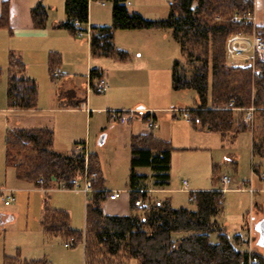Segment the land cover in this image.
<instances>
[{
    "label": "trees",
    "instance_id": "1",
    "mask_svg": "<svg viewBox=\"0 0 264 264\" xmlns=\"http://www.w3.org/2000/svg\"><path fill=\"white\" fill-rule=\"evenodd\" d=\"M91 1L112 4L111 26L94 27L89 38L93 56L129 59L127 51L115 45L117 30H171L180 46L188 67L175 60L172 67L174 90H195L197 105L188 110L193 126L201 131L218 133L225 140L242 132H250L252 156L264 159V61L257 59L253 68L233 67L227 55V40L235 33L249 31L233 21L235 15L253 13L255 0H172L167 18L148 20L128 9L129 0H65L66 20L62 27L77 35L89 21ZM47 10L42 4L32 9L37 27L45 24ZM78 23V25H76ZM263 33H264V28ZM51 73L61 63L60 54L51 55ZM25 62L12 54L9 58L8 107L34 109L38 103L37 83L15 75L23 70ZM54 72V73H53ZM97 70L91 71L96 76ZM1 75V74H0ZM100 75V74H98ZM253 106L254 128L245 124L236 109ZM143 114V113H142ZM143 119L146 117L143 114ZM131 213L126 216L107 215L103 203L107 192L102 178L98 156L90 153L89 172H97L87 199L85 229L76 230L70 225V215L54 209L46 197L43 204L41 226L48 236H59L65 243L73 240L82 244L84 264H128L135 259L139 264H241L247 261L248 252L241 248V236L230 237L218 223L224 212L222 190L197 191L195 209L174 208L169 201L146 202L141 194L146 175L137 169L149 167L155 173L156 185H169L172 153L169 142L149 135H134L130 142ZM85 156L74 152L63 155L54 148V132L50 128H15L7 132L6 166L16 169L18 178L39 185L44 179L49 186L54 179L70 180L83 176ZM236 165V164H235ZM254 172L259 170L253 166ZM88 196V195H87ZM142 199L143 205L136 201ZM146 202V203H144ZM184 234L175 239L174 234ZM216 234L217 242L210 235ZM258 263L264 264V255L254 251ZM4 264H51L47 259H26L4 256Z\"/></svg>",
    "mask_w": 264,
    "mask_h": 264
},
{
    "label": "rangeland",
    "instance_id": "2",
    "mask_svg": "<svg viewBox=\"0 0 264 264\" xmlns=\"http://www.w3.org/2000/svg\"><path fill=\"white\" fill-rule=\"evenodd\" d=\"M156 3V7L148 4L146 0H134V9L139 10L148 20H159L167 18L169 14V4L172 0H160ZM160 6V7H158ZM141 13V14H142ZM140 14V13H139ZM142 14V15H143ZM149 17V18H148ZM151 17V18H150ZM154 17V18H153ZM89 29V28H88ZM161 32L154 42L161 45L155 61L147 60L145 65H136L139 60L137 57L131 58L127 65L128 70H143L144 75H135L131 84H134L127 92H133V97H141L143 102L148 106L168 107V113L157 111L159 119H163V131L166 137H173L174 148L172 155V168L170 170L169 187L171 191L163 194L167 198L173 200L174 207H182V205L195 209V204L189 202L190 192L183 189V181L187 180L192 191L197 187H211L212 189H221L224 191V212L218 223L224 228L230 237L235 234L247 236L248 223H253V248L256 252L264 255V247L259 245V233L256 225L264 219V159L253 157L251 153L252 139L250 132H242L237 136L228 135L227 139L221 141V135L217 133H200L199 140H190L186 138V126L189 123L184 117V112L194 108L198 103L195 90H174L172 87V67L175 60H181L187 67L186 60L182 57L179 44L174 40L171 30H155ZM79 40L87 39L88 33L85 31L82 35H76ZM119 38V37H118ZM124 39V38H122ZM164 48V49H163ZM61 58H64L65 66L74 65L78 58L81 62L86 61L84 57L83 45L78 44L77 54L65 51V56L59 52ZM135 54V53H134ZM143 55V57H145ZM149 56V55H147ZM146 58V57H145ZM84 59V61H83ZM107 62L101 57H93V66ZM112 62V61H111ZM117 64V63H114ZM98 67V66H97ZM248 66H242L245 68ZM72 68V67H71ZM140 68V69H139ZM251 68V67H250ZM78 73L83 74V68H79ZM58 71V70H57ZM0 152L6 150V135L8 130L15 128L30 129L29 126H38V116L36 114L24 113L15 115L7 113L5 108L8 107V77L3 69H0ZM53 77V76H52ZM82 76H80L81 78ZM134 77V76H133ZM140 78V79H139ZM51 79V76H50ZM56 81V80H50ZM83 83V90L86 87V77L80 80ZM38 86V103L37 107L44 106L47 103V96L50 92L45 84ZM55 90L59 87L55 84ZM108 90L105 93H97L93 89L89 90V102L87 106L105 107L107 106ZM114 97V96H113ZM92 98V100L90 99ZM112 102L119 101L118 98H112ZM134 100V99H133ZM149 103V104H148ZM236 109L241 120L247 124L250 131L254 128V116L252 122H247L244 116L249 108ZM90 108V109H91ZM175 109H178L175 111ZM172 110V111H171ZM42 115L52 121L54 132V147L58 150L69 149L68 151H76L79 145H87L90 150L98 156L102 178L105 180L104 185L107 189L117 188V191L128 192V183L130 175V154L128 142L123 140V127L113 121L105 110L99 112L93 111L91 120H84L79 117V113L74 112H48L39 110ZM92 111V110H90ZM175 111V112H174ZM174 116L176 118H174ZM171 119L173 123H171ZM137 122V121H136ZM128 125V124H127ZM139 129L146 127L139 123ZM115 126L114 129H112ZM121 129V130H120ZM108 134L105 142L101 143L103 136ZM209 134V135H207ZM188 140V141H187ZM75 142L79 143L75 146ZM185 146V147H184ZM199 147V148H196ZM60 150V151H61ZM85 156V160L90 164V152L88 156L84 151H80ZM236 163L237 165H234ZM86 166V163H85ZM255 166L260 173L253 171ZM1 173L0 183L7 190L13 185L11 181L17 180L13 168H7ZM139 174L147 175L142 184L155 185L153 170L149 167H140L137 169ZM229 175L232 183L228 188L224 187L220 177ZM26 182V181H25ZM34 186L33 183H29ZM51 184L55 190H59L55 186V182ZM240 187H252L254 193L248 190L240 189ZM182 189V190H181ZM69 192H81L75 190H66ZM186 192V193H184ZM81 199L75 196L77 211L74 212L73 226L83 229L85 224V204L87 199L91 197L81 192ZM10 193H4L6 197ZM150 199L159 200L162 194L150 193ZM17 200L10 205H6L3 196L0 195V215H7L4 223L0 224V264H4V256H16L18 253L23 258L29 259L31 256L47 255L53 264H84V249L82 244L74 247L66 248L65 239L59 236H48L41 229L33 230L34 212L36 209V200L31 197L30 200L20 202L18 193H15ZM53 196L51 193L50 198ZM64 200L74 197L73 194L62 195ZM46 195L42 196L44 202ZM52 200V198H51ZM65 200V201H66ZM51 205V203H50ZM8 215L13 220H8ZM41 217V216H40ZM40 218H38V226L40 228ZM39 232V233H38ZM184 234H174V238L183 237ZM213 243L217 242L215 233L210 235ZM242 242V238H241ZM246 242V240H245ZM34 253V254H31ZM23 254V255H22ZM31 254V255H30ZM128 264H139L137 260L131 259Z\"/></svg>",
    "mask_w": 264,
    "mask_h": 264
},
{
    "label": "crops",
    "instance_id": "3",
    "mask_svg": "<svg viewBox=\"0 0 264 264\" xmlns=\"http://www.w3.org/2000/svg\"><path fill=\"white\" fill-rule=\"evenodd\" d=\"M146 1H148V4L152 5L153 7H156V3L158 2V0H146ZM159 2L161 1L159 0ZM133 3L134 0H129L128 9L131 12H136L141 14L142 12L134 9ZM38 4H42L46 8L48 13L46 22L41 27H37L32 19V9ZM142 16L145 15L143 14ZM254 16H255L256 24L264 28V0H255ZM65 20H66L65 0H0V69H3L6 72L7 77L9 79V75H10L9 58L12 54L19 56L25 62V67L23 70L16 71L15 75L22 78L32 79L37 84H39V87L40 84L43 83L45 84V86L48 87V90H50V92L46 94L47 96L46 105L40 106V109L36 107L34 109L22 110V109H12V108L3 107L5 110H7V113H13L17 116L18 114H24V113L36 114L39 120L38 126L35 125L29 126L30 128H53L52 121L48 120V118L45 117V115H42V113L39 110L48 111L50 113L51 112L79 113L78 116L82 117V119L84 120L87 119V121L91 120L90 117H93L94 110H97L101 113L107 110L109 117L113 121H115L118 125L120 124L122 125L117 127H123V129L120 130L121 132H123L124 142L126 141L128 142V147H130L132 136L138 134L139 135L152 134L154 137L169 142L172 145L174 143V139L173 137H166L167 135L163 131V127H164L162 121L163 119L160 120L158 114L156 113L157 111L168 113L170 108L158 107L155 105L148 106L146 102H143V99L141 97L135 98L132 96L133 92H127L129 89L135 86L134 84H131L133 78H136L135 75H139L140 73L141 76L144 75L143 70H128L127 65L130 63L128 61L133 57H137V59H139L136 62V65L139 64L145 65L147 64V60L155 61L157 59L158 53L160 52L159 50H161V45L155 43L154 40L157 37H159L161 32L155 30H144V29L117 30L115 33V45L118 49L127 51L129 54V59L125 61H121L112 57L95 56V57H101L105 59L107 62H105V65L99 62V65H96V67H94L93 66L94 56L92 55L91 52L90 38L88 37L86 40L85 39L79 40V38H77V36L74 33L62 27V23L65 22ZM111 24H112V4L103 1H91L89 5V21L86 25H84V28L93 29L94 27L111 26ZM78 44L83 45V52H84V57H86V61H84L83 59L84 62H81L80 58L77 57L78 61H76L74 65L68 64V66H65L64 64L65 61L64 58L62 57L60 65L54 71L55 77L53 78L52 77L53 75L51 73V69H52L51 60H50L51 55L54 53L59 54V52H61L65 56V51H68L75 55L77 54ZM145 54H146L145 56L146 58L143 57V55ZM239 60L244 61L243 58H240ZM81 67L84 70L83 74L78 73V71L80 70L79 68ZM92 70H97L96 76L94 77L91 76ZM80 76H82L81 78L86 77L85 90H83V83L80 81L81 80ZM100 78L105 79V81L108 84L107 91L110 90L108 96L106 97L108 101L107 106L105 107L96 106L94 108L90 107L91 108L90 109L87 106L89 102V88L91 86L93 87L96 86L99 83ZM50 80H56V81L52 82ZM57 83L59 87H57V89L55 90L56 87L55 84ZM113 96L115 98H118L119 101L112 102L113 100L112 98H114ZM90 99L92 100V98ZM83 104L85 105V107L82 106ZM176 110L178 109H175V111ZM145 112L153 113L157 121L156 129L150 130L147 126L144 127V129H139L138 124L139 123L144 124L145 122L143 119V114ZM185 113L189 114L188 109L186 110V112H184V117H185ZM121 115H127L129 117L128 120L126 122H121L120 121ZM174 118L176 117L174 116ZM185 119L187 123H189L188 126H186L185 128L186 138L190 140L201 139L200 133H214L210 131L198 130L193 126V124L189 119L187 118ZM171 123H173L172 119H171ZM114 128L115 126L112 129ZM107 138H108V134L105 135L104 142L106 141ZM6 141H7V135H6ZM221 141L222 142L224 141L222 136H221ZM77 144L79 143L75 142V146ZM83 146L86 147L90 153H93L87 145H83ZM55 150L63 155H70L74 152H78L77 150L68 151L69 149L67 148L62 150L60 149L61 151L56 148ZM251 153H252V146H251ZM129 154H130V149H129ZM129 157L131 158V156ZM235 164L236 163H234V165ZM5 167H7L6 150H5V156L4 153L1 154L0 152V180H1V173L4 171V169H6ZM171 168H172V164H171ZM13 169L15 171L17 180L11 181V184L13 186L9 190H7L0 183V195L4 197L5 195L3 194L6 192L14 195L15 193H18L19 195L18 198L20 202L25 200L28 201L31 199V197H33L36 200V209L33 215L35 222L32 223L34 231L38 229H41L43 231L41 226V220L43 214L42 210L44 204V202H42L43 195H46V197L49 198L50 201L49 203H51L52 208L58 210H64L67 213H69L70 225L72 228L76 230L85 229V224L83 229L76 228L72 224L74 212H76L78 208L76 206L77 203L75 196L81 199V194H82L81 192L58 191L55 190L52 184H50L49 186H44V185L41 186L34 184V186H32L29 184L31 182L18 178L16 169L15 168ZM153 177L155 179L154 171H153ZM143 187L144 188L141 189L140 192L141 194L146 195V199H147L146 202L152 201L150 199V197H152L150 193H156L160 195L162 194V197L160 196V198H167V195L165 196L163 194L172 190L168 188L169 185L166 187L157 186L156 181H155V185L150 186L144 183ZM189 188H191L190 185ZM104 189L107 192V199L104 201L102 205L105 214L126 216L131 213L130 191L128 192L122 191L123 192L122 196L118 200H109L108 194L117 191L119 189L117 188L107 189L106 187ZM193 189L195 191L214 190V188L212 189L211 187H197ZM240 189L249 191L248 187L247 188L240 187ZM215 190H221V189L217 188ZM51 193L53 194V196L51 197L52 200L50 198ZM67 194L74 195L72 200L70 199L67 200L65 199L66 201L64 200L62 195L66 196ZM153 201H157V202L169 201L173 206L172 204L173 200H171L170 198L164 200L163 199L153 200ZM86 204H85V214H86ZM182 207H186V206L182 205ZM174 208H179V207H174ZM6 216L7 215H0L1 225L4 223V218ZM38 218H40V224H39L40 228L38 226ZM8 220H13V217H11V215H8ZM253 225H254L253 223L250 224L248 223L247 236H244L242 234H235L241 236L242 242H240V245L243 250H247L248 240L250 238L252 240L251 244L253 248V234H254ZM66 248H70V247H66ZM29 259H47L48 261H50L47 255L31 256ZM50 263L53 264L51 261Z\"/></svg>",
    "mask_w": 264,
    "mask_h": 264
},
{
    "label": "built area",
    "instance_id": "4",
    "mask_svg": "<svg viewBox=\"0 0 264 264\" xmlns=\"http://www.w3.org/2000/svg\"><path fill=\"white\" fill-rule=\"evenodd\" d=\"M233 21L237 24L243 25L245 28H250L249 31H243L239 33H235L230 36L227 40V55L229 58L230 65L233 67H242L248 66L253 68L254 72L260 74V71L255 69V62L257 59L264 61V33L262 27L258 26L255 21L254 12L248 13L244 15H235ZM78 25V23L76 24ZM91 29L89 28L86 33L90 35ZM83 32L78 31L77 35H82ZM243 58L244 61L239 60ZM93 89L97 93H105L108 89V84L105 79L100 78L99 83L96 86H91L89 90ZM85 107V105H82ZM253 110L254 108H249L244 116V119L247 122H252L253 120ZM146 119L145 124L150 129L157 128V121L152 112H145L144 113ZM185 117L187 119H191V116L188 113H185ZM127 115H121L120 121L126 122L128 120ZM77 151H84L86 157L88 156V149L84 146L79 145L77 147ZM98 173L93 171H88V161L86 160V168L84 171L83 176L75 177L70 180L65 179H54L55 186L59 190H75L84 192L88 195L93 189V183L97 179ZM261 177H264V172L261 174ZM221 182L224 184L225 188H228V185L232 183V178L229 175H223L220 177ZM37 183L41 186L44 185V179L40 178L37 180ZM183 189L185 191H189L190 197L189 202H194L196 200L197 191H192L189 189V182L187 180L183 181ZM223 191V190H222ZM251 193H254V189L252 187L249 188ZM224 192V191H223ZM123 192L114 191L108 194L109 200H118L122 196ZM4 203L9 205L16 201V196L14 194L7 195L3 198ZM137 206L143 205V200L139 199L136 201ZM252 240L251 238L248 240V257L247 261L242 262L241 264H256L258 263V258L254 255V250L252 248ZM66 247H74L73 240H70L65 243Z\"/></svg>",
    "mask_w": 264,
    "mask_h": 264
},
{
    "label": "water",
    "instance_id": "5",
    "mask_svg": "<svg viewBox=\"0 0 264 264\" xmlns=\"http://www.w3.org/2000/svg\"><path fill=\"white\" fill-rule=\"evenodd\" d=\"M105 136H103L101 143L104 142ZM256 230L259 233V245L264 247V219L256 225Z\"/></svg>",
    "mask_w": 264,
    "mask_h": 264
}]
</instances>
